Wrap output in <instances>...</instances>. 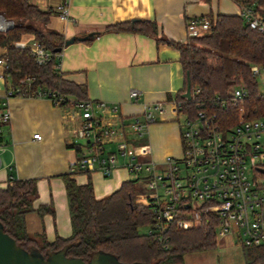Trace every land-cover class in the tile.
<instances>
[{"label": "crops", "instance_id": "crops-1", "mask_svg": "<svg viewBox=\"0 0 264 264\" xmlns=\"http://www.w3.org/2000/svg\"><path fill=\"white\" fill-rule=\"evenodd\" d=\"M30 1L44 11L55 12L49 28L66 40L75 38L58 55L57 68L67 79L87 85L89 99L119 106L117 114L103 112L114 127L130 126L133 117L141 115L148 104H166V111L148 125L143 136L128 134L129 143L139 151L148 146L141 159L163 162L168 156L180 157V123L174 109L177 94L185 85V74L179 51L149 35L106 28L120 22L150 20L159 24L160 35L185 42L203 35L188 26L189 18L240 15L241 6L235 0H69L70 19L62 20L57 8L63 0ZM85 37L91 40H80ZM34 41L33 35L26 34L15 45L30 47ZM5 53L6 49L0 47V63ZM10 88L5 78L0 80V101L8 103L11 113L10 123H0V187L12 179H38L39 197L34 206L52 205L55 214H27L28 233L36 238L44 234L50 242L58 236L70 237V208L61 176L70 173L77 152L67 144L70 134L63 122L65 111L47 97L8 96ZM133 89L140 92L137 100L130 96ZM37 133L41 139L34 138ZM107 148L115 151L116 144L110 143ZM127 161L120 156L108 178L97 171L74 177L78 184L91 181L96 197L102 199L135 179L125 166ZM220 242L230 247L235 238L228 235Z\"/></svg>", "mask_w": 264, "mask_h": 264}, {"label": "trees", "instance_id": "trees-1", "mask_svg": "<svg viewBox=\"0 0 264 264\" xmlns=\"http://www.w3.org/2000/svg\"><path fill=\"white\" fill-rule=\"evenodd\" d=\"M241 7L253 8L264 18V0H235ZM0 14L14 21L8 30H0V47L6 49L4 77L12 87H20L15 95L34 96L38 90H49L78 100H89L88 87L77 84L61 73L58 55L66 46L65 37L49 28L53 10L44 11L30 0H0ZM211 27L203 35L181 42L160 35L155 21L137 19L110 25L106 31H129L155 37L158 43L177 49L185 74V85L176 97L183 111L194 118L199 111L215 115L224 129L235 125L243 110L245 117H264V92L252 74V66L264 69V32L251 28L242 15L218 14L207 16ZM26 34L50 55L39 64L30 47L15 44ZM91 37L87 39L90 41ZM191 81L193 101L183 97ZM33 78V82L22 80ZM243 85L248 96L241 106L228 101L229 91ZM199 93H196L197 90ZM223 101L225 104H223ZM77 151L79 145L68 146ZM73 173L63 174L66 187L72 235L58 236L50 242L44 234L38 238L27 230L26 216L38 212L41 216L55 214L52 205L35 208L39 197L38 179H12L0 187V223L5 231L23 248L38 249L46 257L64 251L68 257L90 261L93 254L104 251L122 262L145 264H184L189 253L205 252L218 246L217 220L204 218L195 228L182 230L172 226L167 232L168 242L159 241L154 235L141 233L140 228L156 222L150 206L137 202L142 189L138 179L124 182L112 194L98 199L91 181L78 184ZM140 188V189H139ZM245 264H264V243L243 247Z\"/></svg>", "mask_w": 264, "mask_h": 264}, {"label": "built area", "instance_id": "built-area-1", "mask_svg": "<svg viewBox=\"0 0 264 264\" xmlns=\"http://www.w3.org/2000/svg\"><path fill=\"white\" fill-rule=\"evenodd\" d=\"M245 22L253 29L264 32V18L253 8L241 7ZM57 11L62 20L70 19L69 0H63ZM7 20V19H6ZM190 28L206 33L211 20L207 16L191 17ZM5 25V26H4ZM8 23L0 18V30ZM30 49L39 64H44L50 53L36 41ZM0 80L4 79L5 61L0 63ZM4 68V70L2 69ZM257 79H264V69L251 68ZM33 78L22 80L32 83ZM20 87L8 89V96L20 92ZM198 89L196 93H199ZM139 90L133 89L132 99H138ZM34 96L47 97L64 109L63 122L70 134L68 146L79 145L76 160L70 172H100L110 177L119 163L127 158L126 168L131 176L147 188L137 195V202L150 206L156 222L149 225L148 234L161 242H168L167 232L172 226L188 230L200 225L204 218L217 220V236L231 235L243 247L264 243V117L247 118L242 110L238 122L224 129L215 115L199 111L194 118L175 102V112L180 123L183 152L180 157L168 156L163 162L144 161L148 146L139 151L128 141V134L143 136L149 124L155 123L166 111L164 102L148 104L141 115L134 116L130 126L114 127L103 115L110 110L117 114L118 105H108L96 100H78L49 90H38ZM248 96L243 86L229 91L228 101L241 106ZM194 100L192 94L191 99ZM223 104L225 102L223 101ZM11 113L7 102L0 101V123L8 124ZM34 138L41 139L37 133ZM115 143L116 150L107 148ZM134 179V180H135Z\"/></svg>", "mask_w": 264, "mask_h": 264}, {"label": "water", "instance_id": "water-1", "mask_svg": "<svg viewBox=\"0 0 264 264\" xmlns=\"http://www.w3.org/2000/svg\"><path fill=\"white\" fill-rule=\"evenodd\" d=\"M0 18L8 23L6 30L14 25L12 20H6L5 16L0 14ZM85 38H80L84 41ZM75 42V38L66 41V46ZM184 98L191 99L192 86L188 77L187 90L183 94ZM264 172V170H261ZM0 264H145L141 262L127 263L119 260L118 257L111 253L99 251L93 254L90 261L82 258L68 257L64 251L50 253L49 256L43 255L38 249L29 250L20 246L17 241L10 236L0 223Z\"/></svg>", "mask_w": 264, "mask_h": 264}, {"label": "rangeland", "instance_id": "rangeland-1", "mask_svg": "<svg viewBox=\"0 0 264 264\" xmlns=\"http://www.w3.org/2000/svg\"><path fill=\"white\" fill-rule=\"evenodd\" d=\"M258 82L261 91L264 92V79L259 77ZM141 187L142 189L137 195L147 192V188L142 185ZM148 230L149 226H143L140 228L141 233H147ZM220 241L221 237L218 236V246L210 251L187 254L184 264H245L243 246L240 245L238 240H235L230 247L221 245L222 243Z\"/></svg>", "mask_w": 264, "mask_h": 264}, {"label": "bare ground", "instance_id": "bare-ground-1", "mask_svg": "<svg viewBox=\"0 0 264 264\" xmlns=\"http://www.w3.org/2000/svg\"><path fill=\"white\" fill-rule=\"evenodd\" d=\"M5 26V25H4Z\"/></svg>", "mask_w": 264, "mask_h": 264}]
</instances>
